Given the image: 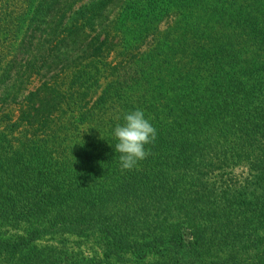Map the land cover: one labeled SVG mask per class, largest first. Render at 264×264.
Here are the masks:
<instances>
[{"label": "trees", "instance_id": "obj_1", "mask_svg": "<svg viewBox=\"0 0 264 264\" xmlns=\"http://www.w3.org/2000/svg\"><path fill=\"white\" fill-rule=\"evenodd\" d=\"M136 109L157 135L121 171L112 131ZM213 175L264 198V0H0V264H59L45 239L237 264L230 221L194 215Z\"/></svg>", "mask_w": 264, "mask_h": 264}, {"label": "rangeland", "instance_id": "obj_2", "mask_svg": "<svg viewBox=\"0 0 264 264\" xmlns=\"http://www.w3.org/2000/svg\"><path fill=\"white\" fill-rule=\"evenodd\" d=\"M240 181L241 182L237 183L230 182L228 176L220 178L213 175L208 176L207 178H204V180L198 182L196 185L197 189H195L201 190L197 199L201 202L197 203V208H201V210L198 211L197 209V212H192V214L194 213L196 217H199L204 222L206 220V214H211L212 221L209 222L207 219L206 224H204L201 229L207 231L208 234H212L213 236L217 233L220 223L227 221V219L230 221L231 230H229L228 233L230 234L229 238L232 240V246L230 249H225L224 255L221 257L222 259H228L230 256L236 254L240 258L239 263L237 264H264V198L260 197V192H244L241 188L246 187L248 182L242 181V179H240ZM230 185L240 187V189H238L235 193L233 190H231L230 193H233L232 196H226V194H222L223 191L220 193H214L211 190V188H215V186ZM209 188L210 192H208ZM255 198H258V200ZM225 202H229V209L221 211L220 208L223 207V203ZM254 203L256 205L261 203L263 207H261V209L257 212H251V210H253L252 204ZM215 207L219 208V211H216ZM247 210L248 214H246ZM172 222L173 221L170 223ZM166 226L167 224H164L165 228ZM4 231L8 232V235L12 234L9 232L8 228H6ZM182 232L184 233V231ZM186 233L188 236H184V239L186 240L184 246L185 249H188L190 241H194L195 233L192 231H186ZM38 244L39 248L50 247L56 250L58 253L62 252L63 254L61 253V262L59 264H108L110 262V260L103 257V249H101L100 246L93 243L91 240H69V242L66 244V241L61 242L59 240L45 239ZM199 254L201 253L199 250H197L191 255L192 258H194L199 256ZM176 260L177 259H174V261ZM136 261L138 264H163L161 259H157L156 257L153 258L151 256H148L142 260L138 259ZM212 261L214 262V260H210L209 262ZM7 262L8 264L16 263V261Z\"/></svg>", "mask_w": 264, "mask_h": 264}, {"label": "clouds", "instance_id": "obj_3", "mask_svg": "<svg viewBox=\"0 0 264 264\" xmlns=\"http://www.w3.org/2000/svg\"><path fill=\"white\" fill-rule=\"evenodd\" d=\"M123 120L112 131L116 140L114 150L119 154L117 162L121 171H132L151 155V148L146 146L154 144L157 130L141 109L126 113Z\"/></svg>", "mask_w": 264, "mask_h": 264}]
</instances>
